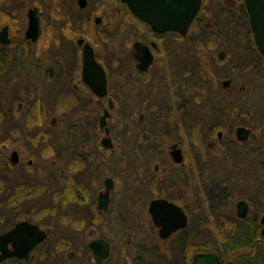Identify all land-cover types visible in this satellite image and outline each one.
Listing matches in <instances>:
<instances>
[{
	"label": "rangeland",
	"instance_id": "374dc122",
	"mask_svg": "<svg viewBox=\"0 0 264 264\" xmlns=\"http://www.w3.org/2000/svg\"><path fill=\"white\" fill-rule=\"evenodd\" d=\"M242 4L202 0L185 39L174 33L163 36L176 60L171 56L162 68L160 56L141 85L126 86L121 102L119 46L140 31L133 28L138 23L130 13L116 7L119 0H88L84 10L76 0H0V29L7 25L12 39L10 46L0 45V149L10 147L0 159V229L25 218L47 232L27 260L5 264H92L88 242L96 238L110 244L102 264H188L197 247L214 246L225 264H264L262 251H257L261 241H255L253 250H230L223 244L239 199L249 202L257 218L264 212V164L228 163L233 145L228 140L240 122L253 125V136L264 133V57ZM33 7L40 15V36L29 44L24 38L26 12ZM95 17L101 18L97 25ZM78 38L90 42L108 79L113 147L106 152L100 150L104 131L99 117L108 99L99 100L81 81ZM156 71L170 77L180 73L182 82L175 87L174 78L163 80L151 103L153 94L143 88ZM227 78L234 81L223 89ZM188 100L198 107L197 118H183L180 106ZM230 101L236 109L233 119L227 112ZM249 111L260 119L246 120ZM54 117L62 122L56 119L60 125L52 131ZM219 131L223 136L213 150L209 142ZM120 133L123 142L118 145ZM252 141L234 145L235 157L259 160L250 151ZM174 142L184 153L180 165L168 154ZM20 147L23 163L10 170L8 157ZM105 177L112 178L114 187L108 209L100 211L97 197ZM214 187L226 195L217 203ZM158 197L182 206L190 219L185 231L167 241L158 237L147 210Z\"/></svg>",
	"mask_w": 264,
	"mask_h": 264
},
{
	"label": "water",
	"instance_id": "95a60500",
	"mask_svg": "<svg viewBox=\"0 0 264 264\" xmlns=\"http://www.w3.org/2000/svg\"><path fill=\"white\" fill-rule=\"evenodd\" d=\"M248 13L249 24L253 33L254 42L259 52L264 56V0H243ZM125 3L131 13L140 21L148 24L156 33L177 32L185 36L188 29L197 16L201 0H121ZM81 9L87 6V0H77ZM28 27L26 38L35 42L40 34V22L37 9L28 11ZM95 23L101 21L100 17H95ZM0 41L9 43L8 27L4 26L0 30ZM77 45L82 48V80L98 97L107 94V78L103 67L97 62L92 45L83 38L77 39ZM139 43L135 46L138 48ZM223 57V52L219 54ZM152 60V54L145 46L143 57H141V69H146ZM223 86H227L229 81H223ZM112 101L108 102V107H112ZM109 116L108 108L104 110L100 117V127L106 125ZM109 134L108 128L105 129ZM105 147H110L109 136L102 139ZM175 147V146H174ZM171 154L175 163L182 162L183 157L179 149L172 150ZM13 161L16 160V153L13 152ZM105 190L99 193L97 208L107 210L110 202L109 193L113 189V180L106 177L104 181ZM237 214L240 218H245L247 205L244 201L237 204ZM148 213L154 227L157 229L158 237L167 240L172 234L185 228L188 225V216L184 209L166 198L158 197L151 199L148 204ZM260 222L264 225V216ZM264 237V227L261 230ZM45 232L36 225L29 222H19L9 232L0 235V261L9 257L24 258L30 250L45 239ZM11 242L12 250H8L7 244ZM88 248L92 253L90 259L92 264H102V261L109 256L110 245L102 238H96L88 243ZM190 264H222L218 255L213 252H200L193 256Z\"/></svg>",
	"mask_w": 264,
	"mask_h": 264
},
{
	"label": "flooded vegetation",
	"instance_id": "af4514ba",
	"mask_svg": "<svg viewBox=\"0 0 264 264\" xmlns=\"http://www.w3.org/2000/svg\"><path fill=\"white\" fill-rule=\"evenodd\" d=\"M76 5H77V7H78V9L79 10H84V9H86V7L88 6V0H87V6L84 8V9H81L79 6H78V4H77V0H76ZM73 8H74V6H72ZM71 7V5H69V9H73ZM116 7H118L119 9H120V7H122V8H124L126 11H128L129 13H130V15L132 16V18L138 23H136L137 25H135L134 23H133V28L134 29H136L137 31H140L139 33H133V36H132V39L130 40V42L128 43V44H123L122 42H121V47L119 46V52H120V56L118 57V59H117V69H118V85H117V88H118V92H119V94H120V96H121V99H122V101L121 102H123L124 101V96L126 95V91H125V89H126V86H128V84L130 85V86H132V87H136V86H139V85H141V84H139L140 82H141V80L146 76V75H148L149 73H151L153 70H154V65H155V63H156V60L158 59V58H160V56H162V65H161V67L162 68H164L165 67V65H166V62L168 61L169 62V60L171 61L172 59H171V56L172 57H174L173 59H174V61L176 60L175 59V55H174V52L175 51H173L172 53H168V50H167V43L166 42H164L162 39H163V36H165L166 34H169V33H174V34H176V35H178L179 37H180V39H185L186 38V36H187V33H186V35L185 36H182V35H180L179 33H177V32H163V33H156V32H154L151 28H150V26L148 25V24H146V23H144V22H142V21H140L136 16H134L132 13H131V11L128 9V7H127V5L125 4V3H123V2H121V0H119V5H117ZM30 9H37L38 10V8L37 7H33V8H28V10H27V12H26V18H27V27H28V11L30 10ZM200 12H201V9H200ZM199 12V13H200ZM199 15V14H198ZM38 17L40 18V15H39V11H38ZM196 19H197V17H196ZM196 19L194 20V22L196 21ZM94 20H95V18H94ZM40 21V20H39ZM193 22V23H194ZM94 23H95V21H94ZM192 23V24H193ZM96 24V23H95ZM99 24V23H98ZM139 24L140 25H142L145 29H147V33L146 34H144L143 32L141 33V27L139 26ZM97 25V24H96ZM5 26H7V25H5ZM122 26H123V23L122 22H120V29L122 28ZM4 27V26H3ZM8 27V26H7ZM27 27H26V29H25V32H24V38H25V40L29 43V44H34V43H36L37 42V40L39 39V37H38V39L35 41V42H31L29 39H27L26 38V30H27ZM1 30V29H0ZM39 36H40V34H39ZM8 37H9V43H7V44H4V43H2L1 41H0V45H2V46H10L11 45V43H12V39H11V37L9 36V27H8ZM136 43H139L140 45H138V48L135 46V44ZM145 46L149 49V51L151 52V54H152V60H151V62H150V64H149V66L146 68V69H141L140 67H141V64H142V61H141V57H143V49L145 48ZM81 51H82V48H81ZM259 51V50H258ZM221 52H223V57L222 58H220L219 57V54L221 53ZM176 53V52H175ZM260 53V52H259ZM261 54V53H260ZM262 55V54H261ZM95 56H96V60H97V62L103 67V69H104V71H105V68H104V66L98 61V58H97V55H96V53H95ZM263 56V55H262ZM264 57V56H263ZM218 58L220 59V60H222L223 58H224V51L223 50H221L219 53H218ZM181 62V61H180ZM184 64H185V62H183ZM167 66H168V64H167ZM4 67H6V65L5 66H3V68ZM162 72H164V70H161ZM161 71L160 72H158V71H156V72H154V74H155V76L153 77V79L151 80V81H149V79H148V82H147V84L145 85V88H143V89H148V95H152V96H149L148 97V99L149 100H152L151 101V103H154L155 102V100H156V98L158 97V94L159 93H161L160 91V89H159V86H161L162 87V81L163 80H165V79H169V77H170V74L168 75L167 73H161ZM190 71V70H189ZM81 72H82V66H81ZM171 73V72H170ZM156 74H158V76H159V78H157L156 77ZM105 75H106V71H105ZM161 77V78H160ZM80 78H81V81H82V83L89 89V91H91V89L83 82V80H82V76H81V73H80ZM106 78H107V75H106ZM170 78H174V83H173V85L175 86V87H177L178 85H179V83H181L182 82V76H181V74L179 73V75H177V76H172L171 75V77ZM226 80H228L229 81V84L227 85V86H223V84H222V82L223 81H226ZM233 81H234V79L233 78H227V79H225V80H222V82H221V87L223 88V89H226V88H229L231 85H232V83H233ZM159 83H160V85H159ZM245 86V85H244ZM244 86L243 85H241V87H240V89H239V91L240 92H243V90H244ZM92 92V91H91ZM108 79H107V94L105 95V96H103V97H98L97 95H95L93 92H92V94H94V96H96L99 100H101V99H105V98H107L108 99V102L111 100L112 101V99L110 98V97H108ZM198 93H200L199 91H198ZM201 96H198V97H196V98H200ZM196 102L197 103H199L200 102V100H198L197 101V99H196ZM112 104H113V101H112ZM114 105V104H113ZM113 105H112V107H113ZM112 107H108V105L107 106H105L103 109H102V111H103V113H104V110L105 109H107L108 108V112H109V109L110 108H112ZM180 108H183V110H182V112H184L183 113V118H190V117H198V115H199V111H198V107H195V106H192V102L190 101V100H188V101H186L184 104H182L181 106H180ZM236 109H235V105L233 104V101H230V103H229V110L227 111L228 112V117H229V119H233V118H235V115H236V111H235ZM103 113H102V115H103ZM191 115V116H190ZM242 115H244V116H246L245 114H242ZM109 116H110V114H109ZM109 116H108V118H109ZM100 117H101V115H100ZM100 117H99V127H100ZM251 117V119L253 120V121H256V120H258V119H260V118H254V117H252V113H250V111L248 112V116L246 117V120H248L249 118ZM108 118H107V120H106V125L104 126V127H100V129H103V131H104V136L102 137V139L103 138H105V137H107V136H109L110 137V129H109V127H108ZM201 118V117H200ZM56 119H58V120H60L59 118H57V117H54L53 119H52V127H51V129H52V131L58 126V125H60V124H58V123H60V122H58V123H56ZM61 122H62V120H60ZM9 128V127H8ZM106 128H108V130H109V134L107 135L106 134V132H105V129ZM5 131V130H4ZM6 131H7V129H6ZM253 125L251 124V123H249V122H240L238 125H237V127L235 128V130H234V134L232 135V137H231V139L230 140H228V144H233L232 146H230V152H229V154L230 155H232V159H230L229 161H228V163H237V164H241V163H243V164H247V163H257L259 166L260 165H262V164H264V133H260V134H255L254 136H253ZM8 132L10 133L11 132V128L10 129H8ZM222 136H223V134H222V131H219L218 133H217V138H216V140H213V141H211V142H209V145L212 147V149L214 150V149H217L216 147L218 146V143H219V141L222 139ZM102 139L100 140V143H101V147H102V149H100L102 152L104 151V152H106V151H108V149H111L112 147H113V142H112V139H111V137H110V139H111V146L110 147H105L103 144H102ZM251 140H253L251 143H250V151H254L253 152V154H256L257 156H258V158H259V160H257V161H255L254 159H248L247 161L246 160H244V159H241L240 157H235V150H236V148H235V146L234 145H236V144H238V145H243V146H245V145H247V143H249ZM117 141L119 142L118 143V145L120 144H122V142H123V135H122V133H120V137L117 139ZM10 144V143H9ZM98 146V145H97ZM175 146V147H174ZM99 148H100V146H98ZM9 149L10 147L8 146V145H4L3 146V148H1L0 149V159H2V158H4V150L3 149ZM176 149H179L180 150V152H181V155H182V157H183V160H182V162L181 163H183V161H184V153H183V150H182V148L180 147V145H179V143H177V142H174L170 147H169V152H168V154H169V157H170V159L172 160V162L174 163V164H176V165H180L181 163H179V164H177V163H175L174 162V160H173V156H172V154H171V151L172 150H176ZM22 147H20V148H14L12 151H11V153H10V155H9V157H8V164H7V166L9 167V169L10 170H12L13 168H17V167H19L20 165H21V163H23L22 162V159H21V157L20 156H22L23 155V152H22ZM13 152H15L16 153V160L15 161H13V159H12V157H13ZM22 153V154H21ZM244 160V161H243ZM28 166H30V165H32L33 164V161L32 160H29V161H27V163H26ZM22 165H24V164H22ZM155 169H157V166L155 167ZM9 170V171H10ZM106 178V177H105ZM105 178H104V181H105ZM104 190H105V186H104ZM112 191V190H111ZM101 192V191H100ZM99 192V193H100ZM99 193H98V196H99ZM214 193V198L212 199V200H214L216 203L218 202V200L219 199H224V197L226 196L225 195V193L223 192V190H221V189H215V187H214V189L212 190V194ZM109 198H110V193H109ZM240 201H244L245 202V204L247 205V214H246V217L245 218H240L239 216H238V214H237V204L240 202ZM97 203H98V197H97ZM96 208H97V204H96ZM184 209V208H183ZM234 209H235V215L233 216V218L231 219V221H230V227L232 228L233 226H234V222L236 221V220H238V221H246V222H248V223H251V225H254L255 226V228L258 230V233H259V237H258V240L259 241H261L260 243H261V245L262 246H264V244H263V242H264V237L261 235V230H262V228L264 227V225L260 222V220H261V218L264 216V212H263V214L259 217V218H257V215L256 214H252L250 211H251V208H250V204H249V202L247 201V200H245V199H239L236 203H235V206H234ZM97 210H99L98 208H97ZM227 210H230V208H228ZM100 211H106V210H100ZM185 211V210H184ZM187 214V213H186ZM188 215V214H187ZM188 218H189V216H188ZM2 221L3 220H1L0 219V223H2ZM23 221H26V222H29V223H31V224H34V225H36L40 230H42V231H44L45 232V239L42 241V242H40L39 244H37V245H35L31 250H30V252L28 253V255L26 256V257H24V258H18V257H9V258H6V259H4V260H2V261H0V264H5L7 261H11V260H14V261H24V260H27V258L29 257V255L32 253V251L35 249V248H37L40 244H42L45 240H46V238H47V232L42 228V227H40V225L39 224H37L36 222H33V221H31V220H28V219H25V218H21V219H14V220H12V222H10V225H9V227L8 228H4V229H0V235H2V234H4V233H6V232H9L12 228H14L15 227V225L17 224V223H19V222H23ZM6 223H9V219H6V221H5ZM189 223H190V219H189ZM1 225V224H0ZM177 233H179V232H176V233H174V234H172L171 236H170V238H168L167 240H169V239H171L174 235H176ZM166 240V241H167ZM7 248H8V250H12L13 249V245H12V243L11 242H9L8 244H7ZM1 253V252H0ZM196 253H200V252H194V254L192 255V257H191V259H190V262L188 263V264H190L191 262H192V260H193V256L196 254ZM217 254V253H216ZM218 255V254H217ZM72 256V255H71ZM218 257H219V259H220V261L222 262V264H225L224 263V261H223V257L222 256H219L218 255Z\"/></svg>",
	"mask_w": 264,
	"mask_h": 264
},
{
	"label": "trees",
	"instance_id": "16d2710c",
	"mask_svg": "<svg viewBox=\"0 0 264 264\" xmlns=\"http://www.w3.org/2000/svg\"><path fill=\"white\" fill-rule=\"evenodd\" d=\"M241 10L243 13L246 15L245 7L244 4H242ZM188 228V226L186 227ZM185 228V229H186ZM185 229L181 230L179 233L185 231ZM259 233L258 230L255 228L254 225H251V223H248L246 221H238L236 220L234 222V226L231 228L229 232H227V235L224 240V246L225 248H228L230 250H236L239 248H250L253 250L255 246L253 245L255 241L259 242L258 240ZM257 244V243H256ZM257 248V251H262L263 256H264V246L260 244ZM194 252H214L217 253L219 256H221L220 251L218 250L217 247L213 248H196ZM258 252L255 257L258 256ZM159 252L156 254V257L158 258ZM244 259H249V258H244ZM159 261H163V259H159ZM252 263V261H251Z\"/></svg>",
	"mask_w": 264,
	"mask_h": 264
}]
</instances>
